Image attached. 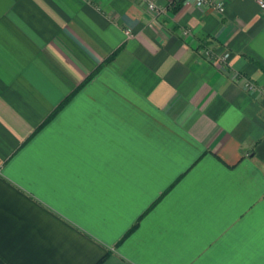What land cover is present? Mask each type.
<instances>
[{
  "label": "crops",
  "instance_id": "0c3cea01",
  "mask_svg": "<svg viewBox=\"0 0 264 264\" xmlns=\"http://www.w3.org/2000/svg\"><path fill=\"white\" fill-rule=\"evenodd\" d=\"M156 1L0 0V264H264V12Z\"/></svg>",
  "mask_w": 264,
  "mask_h": 264
},
{
  "label": "built area",
  "instance_id": "2783aa9c",
  "mask_svg": "<svg viewBox=\"0 0 264 264\" xmlns=\"http://www.w3.org/2000/svg\"><path fill=\"white\" fill-rule=\"evenodd\" d=\"M254 1L259 9L264 12V0H252ZM140 2L143 4L145 9L151 14L154 21H158L161 19L164 15H166L169 7L159 5L156 0H140ZM194 4L196 7L202 8H211L212 10L223 14L225 11V6L222 2L217 0H194ZM187 32H184L186 34ZM126 35L128 38L132 37V35L129 32H126ZM199 55L209 61L212 65L218 66V67H224L228 64L229 54L223 53V54H216L212 52L209 49L206 48H199ZM242 84L244 86V89L248 92H254L255 87L253 83H251L247 79H241Z\"/></svg>",
  "mask_w": 264,
  "mask_h": 264
},
{
  "label": "trees",
  "instance_id": "16d2710c",
  "mask_svg": "<svg viewBox=\"0 0 264 264\" xmlns=\"http://www.w3.org/2000/svg\"><path fill=\"white\" fill-rule=\"evenodd\" d=\"M116 53L117 52H115L108 60H107V62H110V61H112V59L115 57V55H116Z\"/></svg>",
  "mask_w": 264,
  "mask_h": 264
}]
</instances>
